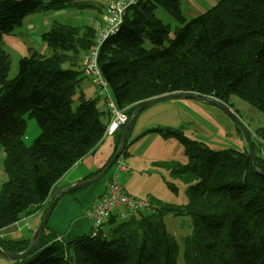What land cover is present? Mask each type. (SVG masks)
Listing matches in <instances>:
<instances>
[{"label": "trees", "instance_id": "16d2710c", "mask_svg": "<svg viewBox=\"0 0 264 264\" xmlns=\"http://www.w3.org/2000/svg\"><path fill=\"white\" fill-rule=\"evenodd\" d=\"M96 3L0 0V142L6 173L0 229L37 211L44 213L57 181L96 148L111 119L110 110L99 108L79 88L86 76L85 54L97 35L94 25L52 24L42 35L49 49L32 48L20 58L14 77H9L12 59L1 40L30 13L69 5L101 11L103 5ZM180 3L138 0L101 47L99 67L118 107L130 118L143 101L190 92L228 106L235 94L264 112V0H219L188 20ZM159 6L183 23L174 33L157 16ZM26 113L41 127L31 145L24 141ZM126 122L111 135L112 155L121 145ZM258 129L260 138L253 140L251 133L250 138L258 169L264 171V126ZM182 141L188 162H174L171 168L188 183L186 204H151L125 217L119 208L96 234L93 229L59 233L47 224L36 246L10 264H177L181 247L186 264H264V174L253 168L248 145L214 150ZM169 213L192 217V231L182 241L166 227ZM31 240L0 237V247L24 252Z\"/></svg>", "mask_w": 264, "mask_h": 264}, {"label": "rangeland", "instance_id": "374dc122", "mask_svg": "<svg viewBox=\"0 0 264 264\" xmlns=\"http://www.w3.org/2000/svg\"><path fill=\"white\" fill-rule=\"evenodd\" d=\"M93 1H97L100 5L106 3V0ZM218 1L181 0L180 9L188 20L202 14ZM156 13L158 17L171 24L173 33L177 26L183 25L160 6L156 9ZM100 16L98 7L84 6L81 8L72 5L30 13L26 16L24 25L19 26L10 34H5L1 40L2 46L12 59L9 77L16 76L20 58L30 55L32 48L41 46L46 51L49 49L47 46L44 47L45 42L42 35L51 28L52 24L60 22L99 27ZM102 17L103 13L101 21ZM32 20L35 23L28 25V21ZM79 88L86 97L94 99L99 108L109 110L106 95L100 93L92 78L83 77ZM229 103V107L241 119L248 132L250 131L252 139L257 140L260 136L258 128L264 126V112L235 94L231 95ZM25 119L24 141L27 145H31L40 134L41 127L37 124L35 117L29 113L25 114ZM113 138L115 137L106 134L96 145L95 154L109 160L114 151ZM182 139L200 142L214 150L224 148L243 150L247 145L244 133L238 130L235 120L220 107L190 97L164 100L147 107L136 115L125 151L105 177L84 188L106 189L111 177L117 175L126 192L154 206L161 202L186 204L188 183L171 168L174 162L181 164L188 162L189 158ZM1 152L4 150L0 142V171L5 172ZM121 165H125L126 169H120ZM1 185L0 178V190ZM165 222L168 231L174 233L181 241L183 236L190 234L193 228L192 217L188 214L169 213L165 216ZM183 249L181 247L177 264H186ZM12 262L13 259L0 254V264Z\"/></svg>", "mask_w": 264, "mask_h": 264}, {"label": "crops", "instance_id": "0c3cea01", "mask_svg": "<svg viewBox=\"0 0 264 264\" xmlns=\"http://www.w3.org/2000/svg\"><path fill=\"white\" fill-rule=\"evenodd\" d=\"M97 2V1H95ZM108 0L103 4V12L100 11L101 16L104 13ZM100 6V4L97 2ZM101 16L99 21V27L101 23ZM26 23V22H25ZM35 23V21H28V25ZM24 25V24H23ZM99 27H96L97 29ZM45 30V29H43ZM46 47V43L44 44ZM36 48V47H34ZM37 50H44L41 46L36 48ZM110 119L107 122L109 124ZM97 149L82 157L77 163H75L58 181L57 189L64 187L67 188L80 180L88 178V176L108 162V159L102 158V156L95 154ZM1 161H4V152H1ZM100 160H102L100 162ZM120 169H126L123 165ZM0 178L3 182L6 179V173L0 171ZM105 189V188H104ZM102 188H83V190H77L75 194L70 192L59 195V198L55 204L54 210L48 221L49 230H56L59 233H71V234H85L91 232V223L86 215V210L93 206L98 200L99 196L106 191ZM43 216L42 210L37 211L29 216H25L19 221L8 225L0 229V237H10L14 239H30L41 221ZM9 264V263H4Z\"/></svg>", "mask_w": 264, "mask_h": 264}, {"label": "built area", "instance_id": "2783aa9c", "mask_svg": "<svg viewBox=\"0 0 264 264\" xmlns=\"http://www.w3.org/2000/svg\"><path fill=\"white\" fill-rule=\"evenodd\" d=\"M137 2L138 0H108L100 27L97 29L95 42L85 54L83 61L84 74L93 79L100 93L106 95L107 98L111 114L106 130L107 135H112L119 126L124 124L128 120V114L124 109L118 107L108 88L99 67V53L109 35L123 22L129 7ZM150 206L151 203L126 192L116 175L111 177L107 193L93 207L86 210V215L91 223L93 233L96 234L98 228L110 218L116 209L123 208L124 210L120 214L125 217L133 211L150 208Z\"/></svg>", "mask_w": 264, "mask_h": 264}, {"label": "water", "instance_id": "95a60500", "mask_svg": "<svg viewBox=\"0 0 264 264\" xmlns=\"http://www.w3.org/2000/svg\"><path fill=\"white\" fill-rule=\"evenodd\" d=\"M177 97H190V98H195L197 100L205 101L207 103H210V104H213V105L220 107L222 110H224L226 113H228L235 120V122L238 124V126L240 127V129L244 133V137H245V140H246L247 145H248V150H249L250 156L253 160V168L255 170L261 172L262 174H264V171H260L258 169V156H257V153L255 152V150L253 148L251 138H250V134L248 132L247 127H245V125L243 124L241 119L224 102L217 100V99H213V98L203 97V96H200L196 93H190V92H173V93H168V94H164L161 96H157V97H154V98H151L149 100L141 102L135 108L132 116L126 122V126H125L124 135L122 138L121 145L119 146L117 151L112 155L110 160L107 162V164L103 167V169L98 174H96L90 178L80 180V181L76 182L75 184H73L67 188H64V187L58 188L53 193V195L50 198L49 204H48L45 212L43 213L41 221L38 224V226H37V228L33 234V237H32V240L30 242L29 247L24 252H9V251H6L0 247V254L5 256V257L11 258V259H21V258L25 257L38 243V241H39V239H40V237L44 231V228L47 225V223L50 219V216L54 210V207H55V204L57 201V197L61 194L72 192V191H77V190L83 189L84 187H86L88 185H91V184L98 182L99 180H101L103 177H105L107 175V173L110 171V169L113 167V165L117 162V160L119 159V157L121 156V154L123 153V151L125 150V148L128 144L129 132H130L133 116L138 114L142 110L146 109L147 107L155 104V103H158V102H161L164 100H168V99H172V98H177Z\"/></svg>", "mask_w": 264, "mask_h": 264}, {"label": "bare ground", "instance_id": "6f19581e", "mask_svg": "<svg viewBox=\"0 0 264 264\" xmlns=\"http://www.w3.org/2000/svg\"><path fill=\"white\" fill-rule=\"evenodd\" d=\"M227 105V104H226ZM228 106V105H227ZM229 107V106H228ZM230 108V107H229Z\"/></svg>", "mask_w": 264, "mask_h": 264}, {"label": "clouds", "instance_id": "9594fccd", "mask_svg": "<svg viewBox=\"0 0 264 264\" xmlns=\"http://www.w3.org/2000/svg\"><path fill=\"white\" fill-rule=\"evenodd\" d=\"M128 121V120H127Z\"/></svg>", "mask_w": 264, "mask_h": 264}]
</instances>
